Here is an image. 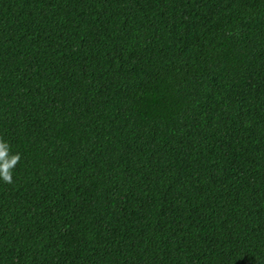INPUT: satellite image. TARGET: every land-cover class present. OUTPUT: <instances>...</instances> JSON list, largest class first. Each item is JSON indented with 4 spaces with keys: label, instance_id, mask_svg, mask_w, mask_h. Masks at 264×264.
I'll list each match as a JSON object with an SVG mask.
<instances>
[{
    "label": "trees",
    "instance_id": "16d2710c",
    "mask_svg": "<svg viewBox=\"0 0 264 264\" xmlns=\"http://www.w3.org/2000/svg\"><path fill=\"white\" fill-rule=\"evenodd\" d=\"M0 264H264V0H0Z\"/></svg>",
    "mask_w": 264,
    "mask_h": 264
},
{
    "label": "clouds",
    "instance_id": "9594fccd",
    "mask_svg": "<svg viewBox=\"0 0 264 264\" xmlns=\"http://www.w3.org/2000/svg\"><path fill=\"white\" fill-rule=\"evenodd\" d=\"M20 153H11V146L0 137V180L6 184L13 183V169L20 162Z\"/></svg>",
    "mask_w": 264,
    "mask_h": 264
}]
</instances>
